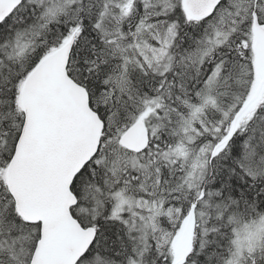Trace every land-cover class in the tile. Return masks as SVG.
I'll return each instance as SVG.
<instances>
[{"label": "snow or ice", "instance_id": "snow-or-ice-1", "mask_svg": "<svg viewBox=\"0 0 264 264\" xmlns=\"http://www.w3.org/2000/svg\"><path fill=\"white\" fill-rule=\"evenodd\" d=\"M0 264H264V0H0Z\"/></svg>", "mask_w": 264, "mask_h": 264}]
</instances>
